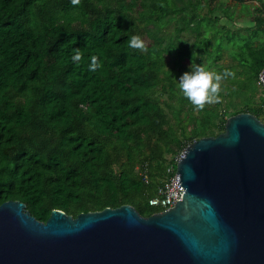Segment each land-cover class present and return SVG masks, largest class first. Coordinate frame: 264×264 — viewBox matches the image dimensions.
Segmentation results:
<instances>
[{
    "label": "trees",
    "instance_id": "obj_1",
    "mask_svg": "<svg viewBox=\"0 0 264 264\" xmlns=\"http://www.w3.org/2000/svg\"><path fill=\"white\" fill-rule=\"evenodd\" d=\"M254 1L234 0L237 13L231 0H0V205L20 201L42 222L52 210L159 212L148 202L188 145L239 113L263 122L264 0ZM187 63L234 72L220 100L184 96Z\"/></svg>",
    "mask_w": 264,
    "mask_h": 264
},
{
    "label": "water",
    "instance_id": "obj_2",
    "mask_svg": "<svg viewBox=\"0 0 264 264\" xmlns=\"http://www.w3.org/2000/svg\"><path fill=\"white\" fill-rule=\"evenodd\" d=\"M174 181L182 199L148 217L122 205L42 222L6 201L0 264H264V122L229 117L186 147Z\"/></svg>",
    "mask_w": 264,
    "mask_h": 264
},
{
    "label": "clouds",
    "instance_id": "obj_3",
    "mask_svg": "<svg viewBox=\"0 0 264 264\" xmlns=\"http://www.w3.org/2000/svg\"><path fill=\"white\" fill-rule=\"evenodd\" d=\"M77 2V0H73ZM129 46L132 48L145 47L144 40L141 35H131ZM82 53L79 49H75L72 56L73 61H80ZM98 57L93 55L89 67L95 70L98 67ZM229 75H234L231 69H224L223 72H217L206 69L202 65H190V70L185 71L178 80V87L182 90L193 104L203 107L205 103H211L221 99L219 92L221 90V80Z\"/></svg>",
    "mask_w": 264,
    "mask_h": 264
},
{
    "label": "built area",
    "instance_id": "obj_4",
    "mask_svg": "<svg viewBox=\"0 0 264 264\" xmlns=\"http://www.w3.org/2000/svg\"><path fill=\"white\" fill-rule=\"evenodd\" d=\"M262 72L259 75V83L262 85L264 91V80L261 79ZM264 122V118H263ZM183 153V152H182ZM182 153L176 157L173 161L174 164H177ZM176 174V169H173V164L170 163L167 167V176L163 179L162 183L158 186L156 190V195L151 198L148 204L151 207L159 209V212L166 211L172 208L177 200L182 199L183 189L174 181Z\"/></svg>",
    "mask_w": 264,
    "mask_h": 264
},
{
    "label": "rangeland",
    "instance_id": "obj_5",
    "mask_svg": "<svg viewBox=\"0 0 264 264\" xmlns=\"http://www.w3.org/2000/svg\"><path fill=\"white\" fill-rule=\"evenodd\" d=\"M232 5L235 3L234 2V0H231V2H230ZM247 5H250V6H254V5H257V3L254 1V0H246V2H245ZM234 7H235V9H236V11H237V13H239V9H240V5L239 4H237V3H235L234 4ZM204 12L206 13L207 11H206V9H204ZM241 15H236V24L238 25V26H244L245 25V23H246V21H249L250 19H243V18H239ZM224 21V20H223ZM185 38H186V36H185ZM188 38V37H187ZM226 57V56H225ZM230 61H229V59L226 57V59H225V61L223 62H220V63H223V65H226V64H228ZM190 65L191 64H185V66L187 67V68H189L188 70H190ZM211 70H213V69H211ZM167 159H168V161H170L171 160V157L170 156H167Z\"/></svg>",
    "mask_w": 264,
    "mask_h": 264
}]
</instances>
